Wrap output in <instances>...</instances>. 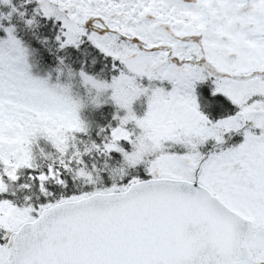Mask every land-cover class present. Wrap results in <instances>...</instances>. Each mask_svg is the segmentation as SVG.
Here are the masks:
<instances>
[{"label":"snow or ice","instance_id":"1","mask_svg":"<svg viewBox=\"0 0 264 264\" xmlns=\"http://www.w3.org/2000/svg\"><path fill=\"white\" fill-rule=\"evenodd\" d=\"M0 5L29 31L51 18L64 53L51 71L106 89L114 107V124L83 118L0 24V264H264V0H35L29 16ZM92 50L109 79L86 70ZM204 81L209 107L219 94L230 112L199 110ZM146 127L154 146L137 155ZM230 133L239 142L219 148Z\"/></svg>","mask_w":264,"mask_h":264},{"label":"trees","instance_id":"2","mask_svg":"<svg viewBox=\"0 0 264 264\" xmlns=\"http://www.w3.org/2000/svg\"><path fill=\"white\" fill-rule=\"evenodd\" d=\"M11 4L15 6L19 11H23L25 13V16H29L32 14V9L35 7V1L30 0L29 3L25 4L24 0H11ZM9 11L7 6L0 5V14H7ZM11 23L15 25L16 27V36L18 39L22 41L24 46L28 48L30 52L29 56V63L34 65L31 68V72L34 75H40L43 76L44 72H50L51 76L54 78L55 73L51 70L55 67L56 64V55H61L64 53H55L54 52V44L52 43V36H54L56 31V24H53L51 18L48 20H45L43 17H36V26L31 31L25 29L23 27L22 22L17 18L16 14L13 13L10 21H4L3 19H0V24ZM58 24V23H57ZM3 36V32L0 31V37ZM43 37L48 38V44L51 45L52 50L50 51L47 47H42L39 43V40ZM90 47V46H89ZM74 53L75 50H72ZM91 57L96 58V62L91 65V68L88 67V60ZM85 60V68L86 70L90 71V74H95L97 70L100 69L101 66H105V71L102 73V77L104 79H109L110 74L107 71V66L110 65V58L103 57L102 54L98 53L96 50H92L88 53V56L84 58ZM65 62H69V57L65 55ZM71 66L73 67V70L76 71L80 68V64L78 61H72ZM115 74V73H111ZM63 79V77H61ZM81 94H83V89H78ZM133 109L137 113V115L142 114L144 110V102L143 98H140L138 101L134 102ZM114 111L113 105L110 103L103 104L99 108L90 110L88 108H85L81 112V116L91 122L94 123V125H99L103 127L105 124L113 123L111 121L112 112ZM91 135L93 138L95 137V128L91 130ZM205 144L202 147H204ZM176 146H174L175 148ZM102 178L105 180V183H108L106 174L102 176Z\"/></svg>","mask_w":264,"mask_h":264},{"label":"clouds","instance_id":"3","mask_svg":"<svg viewBox=\"0 0 264 264\" xmlns=\"http://www.w3.org/2000/svg\"><path fill=\"white\" fill-rule=\"evenodd\" d=\"M28 57L31 55L27 54ZM28 65V71L31 72V68L34 66L29 63V59L26 60ZM32 73V72H31ZM33 74V73H32ZM34 75V74H33ZM43 79L50 88H54L60 94L66 96L72 101L78 110L82 112L83 109L88 108L90 110L96 109V105H103L107 102L109 94L104 88L96 89L92 85H85L78 80L70 78L67 73H64V78L60 79L59 75H55L53 78L50 72H44L43 76L34 75ZM102 79V78H100ZM138 86V84H137ZM79 88L83 89V94L79 92ZM95 102V103H94ZM184 139V137H182ZM136 144H134L135 153L139 155L142 152L150 151L154 146L153 131L146 127L137 135ZM192 145L202 143L195 136L191 138ZM34 142V141H33ZM198 213L194 212V215Z\"/></svg>","mask_w":264,"mask_h":264},{"label":"flooded vegetation","instance_id":"4","mask_svg":"<svg viewBox=\"0 0 264 264\" xmlns=\"http://www.w3.org/2000/svg\"><path fill=\"white\" fill-rule=\"evenodd\" d=\"M89 29L92 30L91 27H89ZM211 87L210 81H204L197 85L196 89L194 90V94L197 97L199 110L207 115L209 119L214 120L230 112L232 106L230 105V102L226 100V98L217 94V96L212 101L211 107H209L207 103V97ZM239 140L240 137L234 133L226 134L222 144H220L218 147L221 149L226 148L230 145L238 143ZM200 150L205 154H210L212 151L216 150V146H214L212 141H208Z\"/></svg>","mask_w":264,"mask_h":264},{"label":"bare ground","instance_id":"5","mask_svg":"<svg viewBox=\"0 0 264 264\" xmlns=\"http://www.w3.org/2000/svg\"><path fill=\"white\" fill-rule=\"evenodd\" d=\"M35 1V0H34Z\"/></svg>","mask_w":264,"mask_h":264},{"label":"rangeland","instance_id":"6","mask_svg":"<svg viewBox=\"0 0 264 264\" xmlns=\"http://www.w3.org/2000/svg\"><path fill=\"white\" fill-rule=\"evenodd\" d=\"M90 30V29H89Z\"/></svg>","mask_w":264,"mask_h":264}]
</instances>
